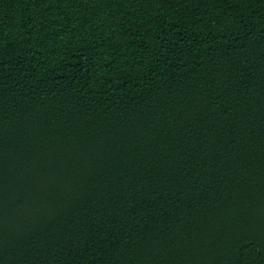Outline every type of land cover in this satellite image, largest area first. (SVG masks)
Returning a JSON list of instances; mask_svg holds the SVG:
<instances>
[{
	"label": "trees",
	"instance_id": "obj_1",
	"mask_svg": "<svg viewBox=\"0 0 264 264\" xmlns=\"http://www.w3.org/2000/svg\"><path fill=\"white\" fill-rule=\"evenodd\" d=\"M0 264H264V0H0Z\"/></svg>",
	"mask_w": 264,
	"mask_h": 264
}]
</instances>
